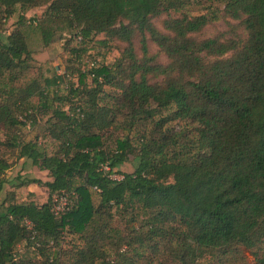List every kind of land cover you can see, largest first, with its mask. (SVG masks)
Here are the masks:
<instances>
[{
  "label": "trees",
  "instance_id": "trees-1",
  "mask_svg": "<svg viewBox=\"0 0 264 264\" xmlns=\"http://www.w3.org/2000/svg\"><path fill=\"white\" fill-rule=\"evenodd\" d=\"M215 2L237 24L228 37L198 41L193 35L218 11L190 15L187 8L205 4L198 0H0V27L16 8L46 6V21L63 20L81 43L102 35L126 44L111 65L40 73L16 86L31 57L19 29L0 35V190L8 157L50 179L11 183L45 189L43 203L0 201V264H264V0ZM162 13L166 33L151 23ZM81 52L73 47L70 56ZM59 84L62 94L52 90ZM37 117L45 118L49 153L19 134ZM136 125L134 145L117 134ZM129 157L133 170L121 173ZM61 191L74 199L55 217L50 197ZM113 214L125 219L121 230L110 226ZM63 235L82 243L63 249ZM20 243L36 259L21 256Z\"/></svg>",
  "mask_w": 264,
  "mask_h": 264
},
{
  "label": "rangeland",
  "instance_id": "rangeland-1",
  "mask_svg": "<svg viewBox=\"0 0 264 264\" xmlns=\"http://www.w3.org/2000/svg\"><path fill=\"white\" fill-rule=\"evenodd\" d=\"M204 5L195 6L192 8H187L190 15L205 14L210 16V10L206 9V6L211 5L212 9H218L214 11L217 19L212 20L206 24L199 32H197L193 37L202 41L212 37H221L222 39L226 36L228 37V26H235L237 22L230 20L228 17L221 13L222 5L216 3V0H198ZM212 3V4H211ZM46 6H41L38 8H33L25 12H20L16 8L15 13L5 22L4 25L0 27V35L4 37L14 29H19L24 37L26 47L29 51L31 62L29 63L31 69L27 71L26 76L20 78L19 81L15 83L16 86L22 85L29 78L37 77L41 73L43 77H52L60 75L64 70L72 71L76 70L82 71L86 70V63L92 62L95 66L100 65H111L116 59H118L126 48V44L117 39L104 40L102 35H97L92 37L91 40L85 43H78L75 41L73 31H68L66 24L63 20H56L48 22L44 18ZM218 13V14H217ZM178 14H174L172 17H176ZM23 17L24 21L19 22L18 18ZM30 20L33 23L28 24ZM166 20V15L164 13L151 18V23L153 26L162 33H166L163 29L162 23ZM36 21V22H35ZM47 31V32H46ZM46 34L43 43L42 35ZM240 37H243V32H237ZM69 40L65 43V40ZM105 41L106 44L103 46L99 41ZM132 52L136 59L140 58V49L138 44V35L135 31H132L131 37ZM147 42V50L151 55L156 56V63L167 65L168 61L163 54L158 52V49L149 40ZM80 48L82 52L79 55L77 61H74L70 56L71 48ZM75 75V73H74ZM72 78V77H71ZM163 79L159 77L157 81ZM66 80V79H65ZM75 81V78L73 79ZM66 81H64L65 83ZM86 84L89 83L88 80L85 81ZM65 85H57L52 87V90L62 94L64 92ZM110 89L105 87L104 91L108 92ZM34 103H36L34 101ZM45 118L37 117L34 123H27L24 127H21L19 134L24 142H35L37 147L42 149L44 152L49 153L52 148L50 140L45 134L44 126ZM140 126L136 125L126 130L125 127L117 130L118 135H128L132 140V144H136V137L139 135ZM0 132V142L4 140V136ZM4 151V148L0 146V153ZM8 157V156H7ZM5 157V158H7ZM7 160L10 162V168L3 173L2 179L4 183L0 190V201L7 199L8 197L13 198L15 203H23L28 201H33L36 204H40L46 201V191L41 187H37L34 184H29L22 187H14L11 185L12 181L17 184L20 181H25L28 179H37L41 182L49 181L47 173L40 170L37 166L33 165L29 160L26 159H14L8 157ZM135 161L132 157H129L127 162L123 163L118 171L121 173H130L133 170ZM120 177V174H115V176ZM9 194V196H8ZM92 201L96 203L97 197L92 193ZM123 220L117 217V214H113V221L110 222V226L114 229L121 230L123 225ZM81 239L75 236L63 235L61 238V243L59 247L63 249H70L72 247H77L81 245ZM24 243L17 245L16 250H18L21 256L30 257L36 259V252L32 249L26 248ZM249 255V254H248Z\"/></svg>",
  "mask_w": 264,
  "mask_h": 264
},
{
  "label": "built area",
  "instance_id": "built-area-1",
  "mask_svg": "<svg viewBox=\"0 0 264 264\" xmlns=\"http://www.w3.org/2000/svg\"><path fill=\"white\" fill-rule=\"evenodd\" d=\"M75 41L80 43L81 42L80 37L76 36ZM86 67L89 70L92 69L94 66L92 62H88L86 63ZM101 170L104 172H108L107 165H103L101 167ZM107 177L108 179L111 180H119L121 178V176L120 177H118L117 175L115 176L114 173L108 174ZM73 199H74V195L72 193H66L64 191L51 195L50 212L55 217H60L64 215L70 209Z\"/></svg>",
  "mask_w": 264,
  "mask_h": 264
},
{
  "label": "crops",
  "instance_id": "crops-1",
  "mask_svg": "<svg viewBox=\"0 0 264 264\" xmlns=\"http://www.w3.org/2000/svg\"><path fill=\"white\" fill-rule=\"evenodd\" d=\"M50 180V179H49Z\"/></svg>",
  "mask_w": 264,
  "mask_h": 264
}]
</instances>
